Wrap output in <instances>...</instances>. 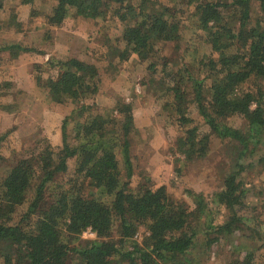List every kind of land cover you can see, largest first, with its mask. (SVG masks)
Listing matches in <instances>:
<instances>
[{
  "label": "trees",
  "instance_id": "obj_1",
  "mask_svg": "<svg viewBox=\"0 0 264 264\" xmlns=\"http://www.w3.org/2000/svg\"><path fill=\"white\" fill-rule=\"evenodd\" d=\"M185 3L193 7L196 41L207 49H185L175 66L162 50L180 37L176 12L183 0H55L42 15L58 23L71 7L93 20L117 18L125 48L109 43L108 52L119 51L122 59L133 53L146 63L142 84L165 97L162 108L180 127L174 149L192 160L208 152L213 138L228 148L220 186L209 199L190 188L189 206L165 184L154 185L144 169L137 170L133 185L130 136L139 138L140 132L131 103L118 100L114 114L104 116L86 100L99 89L97 66L74 56L48 58L56 72L42 86L71 109L61 120L58 145L43 136L10 162L0 151V264H192L197 239L206 248L238 239L230 246L233 253L213 264H264L259 204L240 211L250 170L264 166V0ZM40 13L32 8L29 15ZM35 49L18 40L0 44L9 57ZM1 106L11 110L13 104ZM196 115L208 131L200 130ZM236 117L241 127L231 123ZM7 133L0 134V146ZM69 158L72 174L57 179ZM140 226L145 231L138 240ZM87 228L94 236L84 239ZM252 240L262 252L242 247Z\"/></svg>",
  "mask_w": 264,
  "mask_h": 264
},
{
  "label": "rangeland",
  "instance_id": "obj_2",
  "mask_svg": "<svg viewBox=\"0 0 264 264\" xmlns=\"http://www.w3.org/2000/svg\"><path fill=\"white\" fill-rule=\"evenodd\" d=\"M20 1L0 0V44L18 40L36 48L22 51L16 57H9L7 51H0V80L4 81V86L0 87V134L8 130L1 142L0 151L8 161L32 148L41 137H48L50 130L47 127L52 129L51 138L60 141L59 127L65 116L62 112L66 107L70 111L71 103L49 100L51 98L46 94L42 83L48 75L56 72L55 68L49 67L48 58L74 56L94 63L99 70V89L95 95L86 99L95 104L98 112L110 116L114 114L118 100L131 103L134 121L140 132L139 138L133 133L130 136L136 165L131 183H136L137 170L144 169L151 176L154 185L165 184L173 198L184 200L189 206H193L192 196L188 192L190 188L202 192L208 199L211 198L213 190L220 186L225 167L230 161L228 148L219 139L213 138L208 152L192 160H187L184 154L174 149L180 127L162 108L165 97H159L160 92L154 91L151 85L142 84L143 76L149 72L146 63L138 60L133 53L122 59L119 51L112 49L108 52L109 43L117 45L120 50L125 48V42L119 37L121 22L115 17L107 20L86 18L76 14L75 9L70 7L61 22L51 23L44 19L42 12H50L55 0H34L31 4L19 3ZM186 1L183 0V6L176 12L180 37L167 41L162 50L170 59L171 66L181 62L180 56L185 49L192 51L197 47L199 52L207 49V45L196 41L193 7L188 4L186 6ZM32 8L41 13L31 17L29 12ZM255 9L258 10L257 6ZM14 21L20 23L16 25ZM93 49L96 51L92 52ZM26 79H30L29 82ZM24 92L34 101H29L22 107ZM8 102L13 104L11 110L1 106ZM56 106H59V110ZM196 121L199 122L201 131H208L200 116L196 115ZM230 121L238 127L243 124L239 117ZM48 139L50 140L49 137ZM73 162V158L68 159L67 171L59 173L57 179L63 180L72 174ZM257 167H253L246 178L245 205L240 210L243 213H249L253 204L258 203L261 207L260 204L264 201L260 198H264V166ZM259 207L261 218H264V206ZM144 231V226H140L136 236L138 240ZM81 236L86 239L93 237L94 233L85 231ZM237 240L231 239L230 246ZM202 241L203 239H197L192 246L190 255L197 258L192 264H213L233 253V248L228 243L225 246L216 244L206 248ZM243 243V248L257 253L263 251L258 242L252 240Z\"/></svg>",
  "mask_w": 264,
  "mask_h": 264
},
{
  "label": "crops",
  "instance_id": "obj_3",
  "mask_svg": "<svg viewBox=\"0 0 264 264\" xmlns=\"http://www.w3.org/2000/svg\"><path fill=\"white\" fill-rule=\"evenodd\" d=\"M27 80V82H29L28 80H30V79H26ZM24 88V87H23ZM30 90V89H29ZM24 94H25V92H24ZM49 100H52V99H49ZM29 101H34L33 99H30V97L27 95V93L25 94V95H23V99H22V107H24V105H26V104H28V102ZM19 102H20V104H21V100L19 99ZM56 102H58V101H56ZM60 102V101H59ZM60 103H56V105H59ZM57 108L56 109H58L59 110V106H56ZM70 111L69 110H67V107H66V109H64V111L62 112V115H67L68 113H69ZM60 127H61V124H60ZM59 127V128H60ZM49 130H50V132L49 133H47L48 134V137L50 138V141L52 142V143H54L55 145H58L59 143H60V141L58 140L57 141V138H53L54 139V141H53V139L51 138V136H50V134H51V132H52V129L51 128H49V127H47ZM60 131H61V128H60ZM57 132V131H56ZM55 135H56V133H55ZM55 135H54V137H55ZM61 140V139H60Z\"/></svg>",
  "mask_w": 264,
  "mask_h": 264
},
{
  "label": "built area",
  "instance_id": "obj_4",
  "mask_svg": "<svg viewBox=\"0 0 264 264\" xmlns=\"http://www.w3.org/2000/svg\"><path fill=\"white\" fill-rule=\"evenodd\" d=\"M86 231H88V232H91V233H94V231H92L90 228H87V230ZM136 236L138 235V232H136V234H135Z\"/></svg>",
  "mask_w": 264,
  "mask_h": 264
}]
</instances>
